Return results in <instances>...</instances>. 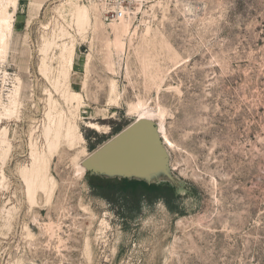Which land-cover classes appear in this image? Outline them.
I'll return each instance as SVG.
<instances>
[{
    "label": "rangeland",
    "instance_id": "rangeland-1",
    "mask_svg": "<svg viewBox=\"0 0 264 264\" xmlns=\"http://www.w3.org/2000/svg\"><path fill=\"white\" fill-rule=\"evenodd\" d=\"M137 14L122 33L91 0H0V25L14 27L0 54V264H264V0H148ZM64 43L75 50L62 68ZM137 105L163 126L166 167L128 179L179 200L124 221L88 180L125 177L80 167ZM59 119L85 140L49 148ZM40 158L45 188L31 185Z\"/></svg>",
    "mask_w": 264,
    "mask_h": 264
},
{
    "label": "bare ground",
    "instance_id": "bare-ground-1",
    "mask_svg": "<svg viewBox=\"0 0 264 264\" xmlns=\"http://www.w3.org/2000/svg\"><path fill=\"white\" fill-rule=\"evenodd\" d=\"M18 1L19 0H9V2H10V4H11V6L13 7V9L14 10H17V8H18ZM86 17H87V10H85V9H81V8H79L78 9V12H77V14H76V23H77V26H79V24H81V22H82V20H83V22H84V19H86ZM88 18V17H87ZM88 21V19L86 20V22ZM2 22H3V26H1L0 25V54H3V56H5V54L7 53V49H8V45H9V42H8V40L11 38V36H12V34H13V30H14V27H13V22L11 21V20H9V19H7L6 17H2ZM122 28H121V32L122 33H127L128 31H129V29H130V25L131 24H129V23H126V21L125 22H122ZM82 26V25H81ZM54 29H52L53 31V33H54V35H59V36H65V34H67L68 32H69V26H68V23H66V21H59L57 24H55L54 25V27H53ZM3 29H6L7 31H8V35L7 34H4L3 33ZM78 29H80V28H78ZM81 30V29H80ZM79 30V31H80ZM120 31V30H119ZM58 38V37H57ZM56 41V39H53V42L52 43H54V44H56L57 45V43L55 42ZM49 43V42H48ZM50 44V43H49ZM52 46V45H51ZM55 47V46H54ZM60 47H61V55H60V59L62 60V68H65V64H67V63H72V61H73V54H74V50H75V47L74 46H68L66 43H64V44H62V45H60ZM50 49V48H49ZM9 50V49H8ZM45 54V53H44ZM45 65H43V67H44ZM46 69V68H45ZM65 70V69H64ZM66 72V71H65ZM65 72H64V74H65ZM62 75H63V73H62ZM66 75V74H65ZM65 78V77H64ZM59 79V78H58ZM58 79L55 81V85L57 84L58 85V83H59V81H58ZM21 83V82H20ZM61 84V83H60ZM18 86V85H17ZM56 87H58V86H56ZM19 88V87H18ZM17 88V89H18ZM58 89V88H57ZM69 91V90H68ZM68 91H67V93L66 94H69L68 96H69V98H71V100L73 99H75L76 97H77V95H76V97L75 96H73V95H70V93H68ZM66 92V91H65ZM17 94V93H16ZM16 101H17V99H16ZM15 101V102H16ZM10 109V108H9ZM7 110V109H6ZM5 110V111H6ZM53 110V109H52ZM10 111V110H9ZM8 111V112H9ZM11 111H13V110H11ZM131 111H133L134 113H137L139 116H138V118H137V120L136 121H142V120H146V121H149L150 123H152L153 125L154 124H156V122L154 121V118L152 117L153 115H150V114H148V113H146L145 111H144V109H143V106H141V105H137V106H133L132 108H131ZM8 112H7V114H8ZM11 113V112H10ZM10 113H9V115H10ZM12 114V113H11ZM155 117V116H154ZM50 119V118H49ZM63 119H59L58 120V122L57 123H55V129H52L51 128V126H53V125H50V127L49 126H47L48 127V129H47V141H48V146H49V148H56V147H58V144H59V142L60 141H67V142H69L70 144L71 143H73V142H77V143H82L85 139H84V137H83V135H82V133L81 132H79L78 131V127L77 126H73V125H68L67 127H66V125H64V123L65 122H63L62 121ZM50 121V123H52L51 121H54V120H52V119H50L49 120ZM135 121V122H136ZM54 123V122H53ZM49 124V123H48ZM162 124V123H161ZM160 125V124H159ZM66 127V129L64 128V127ZM162 126V125H161ZM88 127L89 128H91V129H95V130H99L100 129V126L98 125V124H96V123H89L88 124ZM65 129L64 130V132L62 131V129ZM154 128H155V134H156V136L157 137H160V135L162 134L161 132L162 131H160V129L161 128H163V126L160 128V126H158V124H156V127H155V125H154ZM162 130V129H161ZM161 138V137H160ZM66 142V143H67ZM162 144H163V142H162ZM165 144L167 145V146H169V145H171L172 146V143L165 137ZM162 146V145H161ZM164 150V149H163ZM162 150V147L161 148H158V157H159V160L158 159H156V158H154V161L152 162V163H150V167L149 168H147L146 170H144V172H141V173H139V174H134V173H123V174H121V173H111V172H99V173H103V174H108V175H110V174H115V175H121V176H123V177H133V176H142V177H144V178H146V179H149V180H152V179H154V178H158V177H160V171L162 170V169H164L165 167H166V160H165V157H164V154L165 153H163L164 151ZM36 154V153H35ZM92 154V153H91ZM91 154L90 153H87L86 154V158H84V160H82V162H84V161H86L87 160V158L89 157V156H91ZM38 158V157H37ZM39 161V160H38ZM45 161V158H40V164H36L37 165V167H36V169H35V171H33V172H36L37 170H39L40 168V166L42 167V165H41V163H43ZM40 165V166H39ZM34 166V165H33ZM35 167V166H34ZM47 167V166H46ZM39 168V169H38ZM34 169V168H33ZM43 169V168H42ZM41 169V170H42ZM45 170V169H44ZM47 170V169H46ZM80 170L82 171V172H84L85 173V170H88V167H86V166H82V167H80ZM40 171V170H39ZM43 172V171H42ZM45 173H47V172H45ZM45 173H43L44 175H45ZM32 174V173H31ZM46 176V175H45ZM45 176L43 177L42 176V174H41V171L39 172V173H36V175H34V176H32L31 177V185L33 186H35V183H37V181L41 184V185H39V183H38V185H39V188L41 187V188H45V183H46V181H45V183H44V178H45ZM26 177H27V175H26ZM29 179V178H28ZM46 179V178H45ZM48 186V185H47ZM36 188H37V186H35ZM32 188V191H35L34 189H36V188ZM44 191H45V189H43ZM31 191V192H32ZM29 194H30V192H29ZM35 194V193H34Z\"/></svg>",
    "mask_w": 264,
    "mask_h": 264
},
{
    "label": "water",
    "instance_id": "water-1",
    "mask_svg": "<svg viewBox=\"0 0 264 264\" xmlns=\"http://www.w3.org/2000/svg\"><path fill=\"white\" fill-rule=\"evenodd\" d=\"M158 148L161 146L154 125L146 120L136 121L95 150L84 165L92 174H139L150 167L154 158L159 160Z\"/></svg>",
    "mask_w": 264,
    "mask_h": 264
},
{
    "label": "trees",
    "instance_id": "trees-1",
    "mask_svg": "<svg viewBox=\"0 0 264 264\" xmlns=\"http://www.w3.org/2000/svg\"><path fill=\"white\" fill-rule=\"evenodd\" d=\"M118 128L116 133L121 132ZM103 142L98 137L97 143L90 147L94 150L96 145ZM92 191L116 207V213L124 221L133 218L141 212L143 206L153 205L157 201H163L172 212L177 211L175 205L179 200L176 189L170 184L149 183L142 179L106 178L91 175L88 180Z\"/></svg>",
    "mask_w": 264,
    "mask_h": 264
},
{
    "label": "built area",
    "instance_id": "built-area-1",
    "mask_svg": "<svg viewBox=\"0 0 264 264\" xmlns=\"http://www.w3.org/2000/svg\"><path fill=\"white\" fill-rule=\"evenodd\" d=\"M100 10L104 22L120 23L137 17L148 0H91Z\"/></svg>",
    "mask_w": 264,
    "mask_h": 264
}]
</instances>
